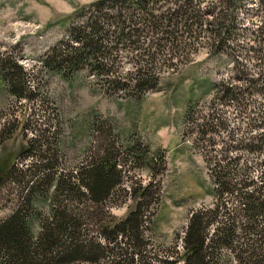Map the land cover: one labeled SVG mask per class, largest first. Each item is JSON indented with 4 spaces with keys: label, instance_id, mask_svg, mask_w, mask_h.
Segmentation results:
<instances>
[{
    "label": "trees",
    "instance_id": "16d2710c",
    "mask_svg": "<svg viewBox=\"0 0 264 264\" xmlns=\"http://www.w3.org/2000/svg\"><path fill=\"white\" fill-rule=\"evenodd\" d=\"M242 1L90 0L72 13L63 36L39 61L65 76L84 70L104 94L139 96L201 45L215 56L226 53ZM256 5L259 24L246 53L257 72L233 63V77L243 83L229 85L232 76L213 83L219 96H211L199 119L186 110V132L204 161L212 199L189 211L181 233L154 242L157 180L123 179L130 157L146 170L154 165L138 141L121 148L113 138L102 139L73 167L57 170L56 152L34 134L16 154L28 162L0 163V193L7 183L17 186L14 207L0 219V264H264V108L257 106L240 130L227 127L213 105L230 100L242 112L243 93H264V0ZM0 77L15 99L31 97L10 53L0 52ZM38 198L48 199L46 208ZM118 203L126 204L121 215L110 209Z\"/></svg>",
    "mask_w": 264,
    "mask_h": 264
},
{
    "label": "rangeland",
    "instance_id": "374dc122",
    "mask_svg": "<svg viewBox=\"0 0 264 264\" xmlns=\"http://www.w3.org/2000/svg\"><path fill=\"white\" fill-rule=\"evenodd\" d=\"M257 1H242L237 34L229 48L226 46V53L215 56L201 45L176 70L161 73L154 89L139 96H115L101 92L84 70L65 76L43 68L39 61L63 36L72 13L90 0H0V52L15 58L31 91V97L17 100L0 77V127L10 123L9 129L0 133V163L12 158L28 162V157L16 154L34 134L45 138L49 151L56 152L57 170L73 167L90 150H96L102 139L113 138L121 148L138 141L154 165L146 170L130 157L123 166V179L157 180L159 197L150 225L153 241H171L175 233H181L189 211L212 199L204 161L192 144L193 134L186 132V110L193 120L199 119L210 109L211 96H219L213 83L223 78L232 76L229 85L239 87L243 80L233 77V63L248 74L257 72L246 53L251 30L259 24ZM243 96L248 100L242 112L230 100L213 102L229 128L242 130L247 116H252L257 106L264 108V93ZM16 189L15 184L7 183L1 191L0 219L14 207ZM37 203L46 208L48 199L38 198ZM125 208V203L110 207L115 215L123 214Z\"/></svg>",
    "mask_w": 264,
    "mask_h": 264
}]
</instances>
